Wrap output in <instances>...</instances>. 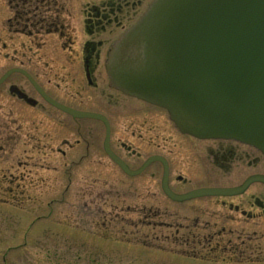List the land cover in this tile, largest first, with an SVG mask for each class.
Listing matches in <instances>:
<instances>
[{"label": "flooded vegetation", "instance_id": "flooded-vegetation-1", "mask_svg": "<svg viewBox=\"0 0 264 264\" xmlns=\"http://www.w3.org/2000/svg\"><path fill=\"white\" fill-rule=\"evenodd\" d=\"M150 1H1L0 194H13L4 183L29 179L36 170L21 167L37 169L39 161L57 171L66 192L76 183V207L95 211L101 239L152 248L149 228L174 227V255L262 264L260 150L182 132L165 109L111 84V46ZM19 119L28 123L27 139L18 137ZM20 142L24 158L17 154ZM207 187L236 190L183 199L164 190L181 196Z\"/></svg>", "mask_w": 264, "mask_h": 264}, {"label": "water", "instance_id": "water-1", "mask_svg": "<svg viewBox=\"0 0 264 264\" xmlns=\"http://www.w3.org/2000/svg\"><path fill=\"white\" fill-rule=\"evenodd\" d=\"M107 68L115 86L165 107L182 131L264 154V0H153Z\"/></svg>", "mask_w": 264, "mask_h": 264}, {"label": "rangeland", "instance_id": "rangeland-1", "mask_svg": "<svg viewBox=\"0 0 264 264\" xmlns=\"http://www.w3.org/2000/svg\"><path fill=\"white\" fill-rule=\"evenodd\" d=\"M1 1L0 12H4L6 8L1 7ZM19 122L22 129L18 137L24 139L28 123L25 119ZM22 148L20 142L17 154L24 158ZM41 164L44 167L41 168ZM45 165L48 164L37 161L38 168L34 169L30 163L21 167V170H36L29 179L15 178L12 184L4 183L6 189L11 186L14 193L0 194V199H11L8 203L0 201V264H257L223 263L220 259L201 262L174 255L171 251L178 246L173 241L174 227L149 228L147 243L152 248L101 239L95 235V211L88 204L80 211L76 207V183L66 192L63 180L56 177L57 171ZM40 177L44 178L42 182ZM91 198L85 195V202L93 203ZM169 205L170 212L173 205ZM168 218L173 217L164 216V220ZM181 247L190 246L182 244ZM257 250L263 251L264 243H260Z\"/></svg>", "mask_w": 264, "mask_h": 264}]
</instances>
